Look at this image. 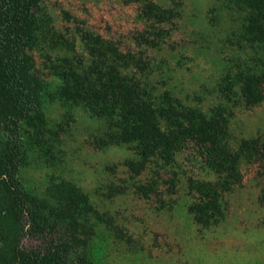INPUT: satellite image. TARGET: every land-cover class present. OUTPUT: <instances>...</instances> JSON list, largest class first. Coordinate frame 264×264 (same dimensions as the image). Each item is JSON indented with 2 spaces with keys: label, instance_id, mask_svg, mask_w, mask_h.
Instances as JSON below:
<instances>
[{
  "label": "trees",
  "instance_id": "obj_1",
  "mask_svg": "<svg viewBox=\"0 0 264 264\" xmlns=\"http://www.w3.org/2000/svg\"><path fill=\"white\" fill-rule=\"evenodd\" d=\"M135 1L153 31L138 40L155 46L161 26L177 13ZM229 1L243 15L239 50L223 59L219 99L204 111L160 90L144 53L123 50L85 27L69 37L53 26L44 0H0V264H105L106 239L93 237L94 222L107 219L79 187L60 180L37 196L20 176L28 149L50 155L59 140L64 127L48 113L56 100L102 120L98 140L132 150L134 158L125 161L132 175L157 167L156 181L136 186L143 196L157 191L161 171L172 174L173 190L180 154L200 161L215 179L187 178L188 210L203 227L222 219L225 194L242 179L241 160L264 157V135L242 139L236 148L230 137L235 109L264 101V0Z\"/></svg>",
  "mask_w": 264,
  "mask_h": 264
},
{
  "label": "rangeland",
  "instance_id": "obj_2",
  "mask_svg": "<svg viewBox=\"0 0 264 264\" xmlns=\"http://www.w3.org/2000/svg\"><path fill=\"white\" fill-rule=\"evenodd\" d=\"M150 1L177 13L161 26L164 32L155 46L138 40L139 34L152 30L135 0H44V6L53 26L69 37L85 27L123 50L144 53L151 62V80L160 90L206 111L219 99L223 59L239 50L242 13L229 0ZM48 113L64 127L59 140L50 155L28 149L20 176L37 196H44L51 183L60 180L79 187L95 212L107 219L94 222L93 237L106 239L105 264H264V157L241 160L242 179L225 194L224 216L203 227L188 210L193 196L187 178L213 180L215 175L200 161L180 154L173 166L180 175L173 190L172 174L161 171L157 191L146 197L136 186L156 181V166L132 175L125 165L134 158L132 150L101 144L104 122L80 107L69 109L56 100ZM261 135L264 101L239 105L230 123L234 148L242 139Z\"/></svg>",
  "mask_w": 264,
  "mask_h": 264
}]
</instances>
